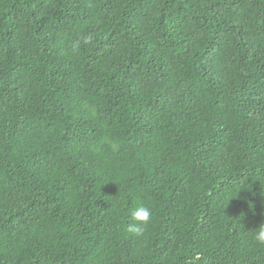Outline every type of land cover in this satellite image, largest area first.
Here are the masks:
<instances>
[{
    "label": "trees",
    "instance_id": "16d2710c",
    "mask_svg": "<svg viewBox=\"0 0 264 264\" xmlns=\"http://www.w3.org/2000/svg\"><path fill=\"white\" fill-rule=\"evenodd\" d=\"M261 223L264 0H0V264H264Z\"/></svg>",
    "mask_w": 264,
    "mask_h": 264
},
{
    "label": "clouds",
    "instance_id": "9594fccd",
    "mask_svg": "<svg viewBox=\"0 0 264 264\" xmlns=\"http://www.w3.org/2000/svg\"><path fill=\"white\" fill-rule=\"evenodd\" d=\"M153 213L151 209L143 203L138 204L131 211V223L127 231L137 237L145 235L148 226L151 224ZM252 239L258 246L264 247V223L252 232Z\"/></svg>",
    "mask_w": 264,
    "mask_h": 264
}]
</instances>
